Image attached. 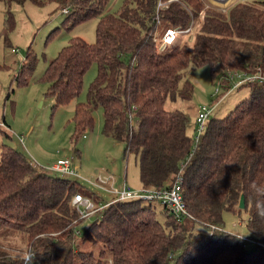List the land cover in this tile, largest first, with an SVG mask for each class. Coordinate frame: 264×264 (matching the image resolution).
Here are the masks:
<instances>
[{"label":"trees","instance_id":"16d2710c","mask_svg":"<svg viewBox=\"0 0 264 264\" xmlns=\"http://www.w3.org/2000/svg\"><path fill=\"white\" fill-rule=\"evenodd\" d=\"M25 1L0 0L5 30L13 28L11 5ZM30 1L67 8L68 30L98 17L95 42L72 37L39 80L59 107L79 95L85 73L96 64L86 102L75 103V132L92 127L100 108L102 133L124 143V154H136L145 188H168L185 163L182 197L191 217L179 221L156 200L125 199L109 203L100 216L78 220L75 194L96 204L101 199L2 144L0 264H22L28 249L35 264H264V84L244 85L249 95L225 116H210L195 144L198 108L189 80V67L208 66L220 76L264 72V0H236L224 9L209 0H125L116 13L106 11L109 0ZM159 1L166 5L158 8ZM188 27L193 30L160 49L167 29ZM35 66L28 49L18 85L29 83ZM225 89L221 82L220 91ZM241 209L248 211L252 247L224 230L223 214Z\"/></svg>","mask_w":264,"mask_h":264},{"label":"rangeland","instance_id":"374dc122","mask_svg":"<svg viewBox=\"0 0 264 264\" xmlns=\"http://www.w3.org/2000/svg\"><path fill=\"white\" fill-rule=\"evenodd\" d=\"M125 0H109L106 11L116 13ZM220 8H226L233 0H209ZM252 1V0H248ZM13 28L5 30L6 8L0 2V146L2 144L23 152L41 171H47L62 157L74 159L76 176L58 177L78 181L85 189L94 192L103 203H111L117 196L99 184V179L113 177L114 191H121L124 184L138 191L142 188L137 156L124 154L125 145L102 133L103 113L94 110V124L90 128L75 132L72 121L76 102H86L88 89L97 75V66L92 64L83 77L79 95L72 101L53 107V98L48 84L40 81L46 67L72 37H81L88 43L96 40L98 17L88 19L68 30L63 25L66 14L55 2L37 5L27 0L23 4H12ZM17 52H12V49ZM30 49L36 58V66L26 86L18 85L16 75L26 53ZM189 80L194 86L191 100L194 109L213 106L212 117H223L243 98L249 95L250 87L244 86L226 92L221 90L215 97L219 74L213 75L208 66L189 67ZM215 102V103H214ZM184 107V103H179ZM189 134H193L192 114ZM5 125V126H4ZM2 127V128H1ZM22 140H20V137ZM132 185L137 187L134 189ZM160 218V214H158ZM248 211L225 212L224 230L241 238H249L246 222ZM90 222L78 226L82 232ZM6 244H11L6 239ZM254 243L247 242V247Z\"/></svg>","mask_w":264,"mask_h":264},{"label":"built area","instance_id":"2783aa9c","mask_svg":"<svg viewBox=\"0 0 264 264\" xmlns=\"http://www.w3.org/2000/svg\"><path fill=\"white\" fill-rule=\"evenodd\" d=\"M166 3L159 1L157 4L158 8L165 6ZM64 13L68 12V9H63ZM191 27L185 30L181 29H167L162 35V41L160 49L172 44L177 37L183 33H188L192 31ZM12 52H17L16 49H12ZM224 83L226 85V92L236 90L244 85L251 83L264 84V72L260 70H229L219 77L218 86L215 90V94L220 93V84ZM214 105L202 106L198 108L197 115L195 117V144L197 143L200 135L202 134L207 120L210 118ZM3 125L0 123V126ZM22 140V137H20ZM190 156V155H189ZM189 158V157H188ZM185 163L181 164V169L177 173L173 182L168 188H145L142 187L140 190L135 191L130 189L126 184H124L121 191H114L113 184L114 178L109 176L99 179V184L106 187L108 190L113 191L116 194V200L125 199H141V200H156L167 207L168 211L177 219L182 220L185 217H191L188 212L182 197V168ZM48 172H58L64 177L76 176L77 171L74 165V159L72 157H62L57 160L55 165L49 167ZM72 206L78 213V220H87L96 215L100 216L101 210L106 207L109 203L96 204L92 199L83 196L82 194H75L72 201ZM214 229V227H213ZM247 242L254 243V240L250 238H244ZM22 264H35L34 253L31 249L24 252L22 256Z\"/></svg>","mask_w":264,"mask_h":264},{"label":"water","instance_id":"95a60500","mask_svg":"<svg viewBox=\"0 0 264 264\" xmlns=\"http://www.w3.org/2000/svg\"><path fill=\"white\" fill-rule=\"evenodd\" d=\"M244 205H245V204H244V196L241 195L240 200H239V207H240V208H243Z\"/></svg>","mask_w":264,"mask_h":264},{"label":"crops","instance_id":"0c3cea01","mask_svg":"<svg viewBox=\"0 0 264 264\" xmlns=\"http://www.w3.org/2000/svg\"><path fill=\"white\" fill-rule=\"evenodd\" d=\"M233 1H236V0H233ZM233 1H232V2H233ZM4 126H5V125H4ZM2 127H3V125H2ZM2 127H1V128H2ZM18 136H19V135H18ZM19 137H20V136H19ZM136 187H137L136 185H132V188L135 189Z\"/></svg>","mask_w":264,"mask_h":264}]
</instances>
